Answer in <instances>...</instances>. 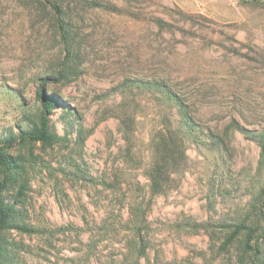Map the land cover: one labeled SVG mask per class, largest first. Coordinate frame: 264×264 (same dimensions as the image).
Wrapping results in <instances>:
<instances>
[{
    "label": "rangeland",
    "instance_id": "374dc122",
    "mask_svg": "<svg viewBox=\"0 0 264 264\" xmlns=\"http://www.w3.org/2000/svg\"><path fill=\"white\" fill-rule=\"evenodd\" d=\"M52 1L66 35L46 0H0V141L13 139L6 152L26 178L6 197L33 229L0 234L15 244L0 264H237L225 222L253 217L264 167L257 141L229 123L264 125V0ZM59 72L46 85L55 140L18 143L40 116L39 78ZM157 78L223 143L181 132L154 193L156 143L182 120L135 81Z\"/></svg>",
    "mask_w": 264,
    "mask_h": 264
},
{
    "label": "trees",
    "instance_id": "16d2710c",
    "mask_svg": "<svg viewBox=\"0 0 264 264\" xmlns=\"http://www.w3.org/2000/svg\"><path fill=\"white\" fill-rule=\"evenodd\" d=\"M46 2L55 10L58 15V27L62 35H66L64 22L59 17L62 14L61 7L52 0H46ZM92 4L99 5L98 2H93ZM61 78L62 72H59L58 76L47 74L39 78L40 82L37 95L41 100L40 116L36 122H27L28 126L21 129L17 136L18 143H51L55 140L56 136L53 132L51 114L53 113L58 98L46 90V85L50 82H58ZM135 81L138 82L141 88L160 92L162 101L176 103L182 116L181 124L177 128L163 126L160 139L155 146L156 153L153 164L150 167L149 178L151 181V191L159 193L166 189L165 185L172 173L171 168L177 164L179 157L183 153L184 148L181 149L180 144L181 132L193 136L194 141L198 142L197 137L194 135L203 133V129L206 128L208 137L211 139L210 143L213 145L222 144L223 138L221 134L204 127L196 121L190 111L189 104L173 90L172 86L166 80L157 78ZM68 107L75 110L70 106ZM122 125L125 132L129 134L130 124L126 118L122 120ZM229 127L244 134L245 137L257 141L260 147V163L264 167V125L250 128L238 120L233 119L229 123ZM13 145L14 141L12 138L5 140L4 143L0 141V234L10 229H18L25 232L33 231L32 228L20 222L17 202L6 197V192L11 186H16L18 183L23 185V182L26 181L19 160L6 152V149L13 147ZM18 196L20 197V195ZM256 204L260 206H256ZM253 209H256L253 211V217L248 214L245 218L234 224L225 222L227 226L232 228L227 242L236 240L240 244L237 264H264V186L259 195L254 199ZM8 246L15 247V244L4 240V242L0 243V252L3 249L8 250Z\"/></svg>",
    "mask_w": 264,
    "mask_h": 264
}]
</instances>
